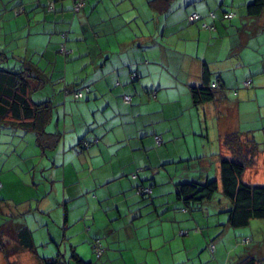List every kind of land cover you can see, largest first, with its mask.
Wrapping results in <instances>:
<instances>
[{
    "label": "crops",
    "instance_id": "1",
    "mask_svg": "<svg viewBox=\"0 0 264 264\" xmlns=\"http://www.w3.org/2000/svg\"><path fill=\"white\" fill-rule=\"evenodd\" d=\"M50 1L0 0V62L29 68L32 100L51 101L41 139L0 124V264L69 251L76 264L74 251L92 264H264V218L232 226L221 185L195 208L176 192L221 183V157L247 150L243 181L264 184V10L250 14L253 0H83L79 11V0ZM194 12L212 27L190 21ZM215 81L216 97L195 105L191 86ZM85 84L82 99L64 93Z\"/></svg>",
    "mask_w": 264,
    "mask_h": 264
},
{
    "label": "trees",
    "instance_id": "2",
    "mask_svg": "<svg viewBox=\"0 0 264 264\" xmlns=\"http://www.w3.org/2000/svg\"><path fill=\"white\" fill-rule=\"evenodd\" d=\"M154 1V0H152ZM75 10V6H74ZM264 10V0H253L248 4V12L253 15H259ZM211 12L215 13V16H211ZM233 12L227 11L224 13ZM198 13L197 19H191L190 14L188 16L190 21H201L202 26L209 24L204 15ZM234 13V12H233ZM235 15V14H234ZM206 17L215 19L217 14L215 11H210ZM68 39V33H63V41L61 42L60 51L64 45L69 53L65 55L69 56L73 53V49H69L66 46ZM64 53V51H62ZM5 52L0 51V60L7 58ZM137 72H133L132 77ZM208 71H204V77L207 79ZM37 77L29 68H17L4 66L0 62V124H7L6 121L13 122L23 126L25 129H34L37 132L38 138L41 139L46 133L44 125L40 122L42 116H45L50 108L51 101L47 100L40 103H35L31 98L33 78ZM64 81V80H63ZM218 85L213 87L212 84H205L202 86H191L192 102L197 105L205 101L213 100L216 97L218 88L221 84L215 81ZM90 86L89 89L86 87ZM91 90V84H85L82 87L72 89L65 87L64 93H72L75 99H82L85 97V93ZM79 91L83 92L82 97H76L75 94ZM129 95V94H128ZM132 99V98H131ZM131 101V100H130ZM43 114V115H42ZM84 140V138H82ZM81 140V143H82ZM88 140V139H87ZM90 141V140H89ZM92 145V142L90 141ZM226 142L233 145L238 144L235 135H229L226 138ZM254 143V144H253ZM252 147H257V144L253 141ZM82 145V144H81ZM89 146V147H90ZM241 151V150H240ZM253 151L240 152L232 158L222 156L221 157V183L216 178L200 181H184L177 184L178 197L182 198L186 207L194 208L203 201L212 199L218 192L220 185L224 195L232 202V207L227 210L229 215V222L234 227H242L248 225L254 218H264V184H253L243 181V174L249 165L254 163V157L250 158V155H254ZM149 190H148V189ZM137 194L141 197H151L153 191L152 185H140L137 188ZM199 207V206H198ZM3 241L0 240V247H2ZM4 245V244H3ZM62 256L57 254L49 259L50 264H62ZM72 256L75 258L77 264H92V262L85 261L75 251ZM57 258V259H55ZM240 264H262L254 258H247L240 262Z\"/></svg>",
    "mask_w": 264,
    "mask_h": 264
},
{
    "label": "built area",
    "instance_id": "3",
    "mask_svg": "<svg viewBox=\"0 0 264 264\" xmlns=\"http://www.w3.org/2000/svg\"><path fill=\"white\" fill-rule=\"evenodd\" d=\"M54 3H55V1L54 0H51L50 2H49V5H48V9L49 10H53L54 9ZM84 4H85V2L83 1V0H79V1H77L76 3H75V10L76 11H79L80 9H81V7H83L84 6ZM211 16H215V13L214 12H211ZM234 16V13L233 12H229V13H226L225 14V17H227V18H230V17H233ZM199 17V14L198 13H193L191 16H190V18L191 19H197ZM204 26L205 27H212V25H209V24H204ZM62 51H64V53H69V50L68 49H66V47L63 45V47H62ZM136 74L137 73H135L133 76H136ZM251 82H252V80L251 79H247L246 81H245V85L246 86H249L250 84H251ZM218 84L217 83H213L212 84V86L213 87H216ZM90 88V86H88V87H86V89H89ZM75 96L76 97H82L83 96V92L82 91H79V92H77L76 94H75ZM131 95H128V94H125L124 95V100H126V101H130L131 100ZM160 139H161V137H160ZM160 139H159V141H160ZM82 147H89L90 146V144H91V142L89 141V140H87V139H84V140H82ZM1 185V184H0ZM148 189V188H147ZM149 190V189H148ZM93 246H94V250H95V253H96V255H97V257H100L101 255H102V253H103V251H104V249L101 247V245H100V242H99V240L97 239V240H95L94 241V243H93ZM211 247H214V245H212ZM59 258V260H61V256L60 257H58ZM55 259H57V258H55Z\"/></svg>",
    "mask_w": 264,
    "mask_h": 264
},
{
    "label": "rangeland",
    "instance_id": "4",
    "mask_svg": "<svg viewBox=\"0 0 264 264\" xmlns=\"http://www.w3.org/2000/svg\"><path fill=\"white\" fill-rule=\"evenodd\" d=\"M219 192H217V194H218ZM63 252V254H64V250H62ZM59 254V253H58ZM70 255H71V252L69 251V253H68V255L66 256V252H65V258H62V264H76L75 263V261H73L72 259H71V257H70Z\"/></svg>",
    "mask_w": 264,
    "mask_h": 264
},
{
    "label": "water",
    "instance_id": "5",
    "mask_svg": "<svg viewBox=\"0 0 264 264\" xmlns=\"http://www.w3.org/2000/svg\"><path fill=\"white\" fill-rule=\"evenodd\" d=\"M59 255V254H58ZM61 257H63V256H61Z\"/></svg>",
    "mask_w": 264,
    "mask_h": 264
}]
</instances>
